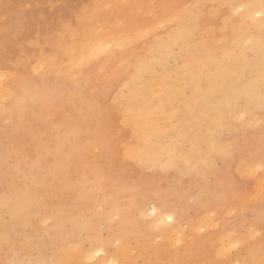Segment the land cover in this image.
<instances>
[{
    "label": "rangeland",
    "instance_id": "obj_1",
    "mask_svg": "<svg viewBox=\"0 0 264 264\" xmlns=\"http://www.w3.org/2000/svg\"><path fill=\"white\" fill-rule=\"evenodd\" d=\"M262 10L264 0H0L1 62L7 60L11 66L0 73V85L6 76L13 79L31 105L14 130L7 121L0 124V142L5 145L10 140L6 150L10 144L28 163L16 174L9 168L11 159L1 152L6 160L1 161L0 192L12 194L10 204L16 198L33 209L40 207V216L45 213L46 220L35 223L37 238L42 240L35 255L39 264H56L59 248L66 256L78 252L85 256L103 248L109 239L113 247L118 246L115 240L123 236L127 247L122 264H145L147 259L152 264H170L180 253L173 242L184 248L193 218L197 239H205L216 251L194 264H224L231 257L236 262L237 255L249 250L253 243L244 239L245 228L237 221L226 225L215 221L218 215L211 208L221 200L217 173L226 168L233 188L251 203L257 194L253 183L264 172V162L256 156L244 163L237 160L238 152L249 156L257 140L264 149ZM248 12L251 19L246 18ZM176 16L183 20H174ZM148 25L154 26L152 32ZM252 76L257 77L255 87ZM46 79L51 88L48 106L40 101V84ZM244 93L249 96L238 107L226 108L240 119L218 112L226 100ZM205 126L208 137L202 135ZM125 149L129 151L123 154ZM129 153L137 154L136 158ZM153 164L158 166L154 169ZM33 176L44 182H33ZM263 185L258 184V195ZM114 202L120 213L111 210ZM177 223L180 229L174 230ZM182 262L193 264L185 256Z\"/></svg>",
    "mask_w": 264,
    "mask_h": 264
},
{
    "label": "bare ground",
    "instance_id": "obj_2",
    "mask_svg": "<svg viewBox=\"0 0 264 264\" xmlns=\"http://www.w3.org/2000/svg\"><path fill=\"white\" fill-rule=\"evenodd\" d=\"M127 1V0H126ZM223 1V0H222ZM252 1V0H251ZM195 2L192 3L195 5ZM208 2V1H207ZM229 2V1H228ZM151 2L148 1V4H150ZM197 3V2H196ZM248 3V2H247ZM187 4V3H186ZM204 4V3H203ZM212 4V3H211ZM228 4V3H227ZM226 4V5H227ZM246 4V3H245ZM257 4V3H255ZM262 4V3H261ZM111 5V4H110ZM235 5V4H234ZM237 5V4H236ZM235 5V6H236ZM240 5V4H239ZM254 5V4H253ZM258 5V4H257ZM4 6V5H3ZM184 6V5H183ZM204 6V5H203ZM218 6V5H217ZM222 6V5H221ZM230 6V5H229ZM241 6V5H240ZM248 8H249V5H247ZM263 6V5H262ZM112 7V6H111ZM202 7V5H201ZM210 7V6H209ZM192 8V7H191ZM216 8V7H215ZM230 8V7H229ZM228 8V9H229ZM247 8L246 12L249 11V9ZM201 8L199 7V10ZM213 9V8H212ZM232 9V8H231ZM243 9V8H242ZM252 9H254V7H252ZM261 9V8H260ZM259 9V11H260ZM5 10V9H4ZM7 10V9H6ZM209 10V9H208ZM214 10V9H213ZM82 11V10H81ZM150 11V10H149ZM190 11V10H189ZM188 11V12H189ZM234 11L231 10V12ZM256 12H258L257 10H255ZM1 12V11H0ZM193 12V11H192ZM250 12H251V9H250ZM254 12V11H253ZM263 12V10H262ZM147 13V11H146ZM176 13V12H174ZM173 13V14H174ZM236 13V12H235ZM234 13V14H235ZM243 13H244V9H243ZM242 13V14H243ZM252 13V12H251ZM250 13V14H251ZM255 13V12H254ZM260 13V12H259ZM259 13H255V14H259ZM264 13V12H263ZM184 14V13H183ZM188 15V13H185ZM216 14V13H215ZM214 14V15H215ZM186 15V16H187ZM210 15V14H209ZM249 15V12L247 13V17L246 18H250L251 17H248ZM261 15V13H260ZM259 15V16H260ZM182 16V15H181ZM194 16V15H193ZM199 16V15H198ZM255 16V15H254ZM262 16V15H261ZM172 17V16H171ZM178 16H176L174 18L175 19H179V20H183V19H180L179 17L177 18ZM228 17V16H227ZM243 17V18H244ZM199 19V17H197ZM226 18V17H224ZM242 18V16H241ZM222 19V18H221ZM228 20V18H226ZM249 19V20H250ZM254 19V17L252 18ZM122 20V19H121ZM164 20V19H163ZM256 20V18H255ZM117 21V20H116ZM114 21V22H116ZM173 21V20H172ZM223 21V19H222ZM123 23V21H122ZM157 23V22H155ZM159 23V21H158ZM188 23H192V22H188ZM193 24V23H192ZM240 24V23H239ZM247 24V23H246ZM245 24V25H246ZM115 25V23H114ZM160 25V24H159ZM164 25V24H163ZM195 25V24H194ZM229 25V24H228ZM117 26V25H115ZM153 26V25H152ZM177 26V25H176ZM185 26V25H184ZM223 26V25H221ZM235 26V25H234ZM243 26V25H242ZM251 26V25H250ZM257 26V25H255ZM259 26V25H258ZM263 26V25H262ZM149 27V25L147 26ZM208 27V28H207ZM207 30L209 29V26H207ZM233 27V26H232ZM247 27V26H246ZM261 27V26H260ZM101 28V26L99 27V29ZM150 28V27H149ZM154 29V26L152 27ZM152 28L151 29V32H152ZM185 28V27H184ZM222 28V27H220ZM224 28V27H223ZM222 28V29H223ZM236 28V27H235ZM96 29V28H95ZM143 29V28H142ZM146 29V28H145ZM144 29V31H145ZM199 29V28H198ZM246 29V28H245ZM149 30V29H148ZM146 30V31H148ZM182 30V28H181ZM184 30V29H183ZM99 30H97L98 32ZM210 31V30H209ZM11 32V31H10ZM96 32V31H95ZM143 31H140L139 33H141ZM205 32V31H204ZM246 32V31H245ZM3 33V32H2ZM1 33V34H2ZM146 33V32H145ZM148 33V32H147ZM146 33V34H147ZM206 33V32H205ZM211 34V32H208ZM239 33V32H238ZM241 33V32H240ZM4 34V33H3ZM20 33L17 32V36L19 35ZM138 34V33H137ZM167 34V33H166ZM236 34V33H235ZM234 34V35H235ZM135 34H133L132 37H134L133 39H135L136 36H134ZM149 35V34H148ZM183 35V34H182ZM190 35V34H189ZM73 36V35H72ZM146 36V35H144ZM166 36V35H165ZM163 36V37H165ZM179 36V35H178ZM248 36V35H247ZM131 37V36H129ZM155 37V36H154ZM169 37V36H168ZM185 37V36H184ZM223 37V36H222ZM244 37V36H242ZM7 38V37H6ZM124 38V37H123ZM128 38V37H127ZM153 38V37H152ZM172 38V37H171ZM188 38V37H187ZM240 38V37H238ZM254 38V37H253ZM256 38V37H255ZM117 39V38H116ZM129 39V38H128ZM154 39V38H153ZM218 39V38H217ZM259 39V38H258ZM264 39V38H263ZM108 40V39H106ZM125 40V39H124ZM137 40V39H136ZM166 40V39H165ZM261 40V39H260ZM129 41V40H127ZM163 41V40H162ZM174 41V40H173ZM192 40L190 39V42ZM217 41V40H216ZM222 41V40H221ZM106 42V41H105ZM181 42V41H180ZM179 42V43H180ZM233 42V41H232ZM231 42V43H232ZM235 42V41H234ZM96 43V46H97V42L95 41ZM94 43V44H95ZM99 43V42H98ZM130 43V42H129ZM131 43H133L131 41ZM130 43V44H131ZM182 43V42H181ZM193 43V42H192ZM109 44V43H106V45ZM115 44V43H114ZM129 44V45H130ZM184 44V43H183ZM191 44V43H190ZM229 44V43H228ZM248 43H246L247 45ZM113 45V44H111ZM121 45V43H120ZM171 45V44H170ZM178 45V44H177ZM181 45V44H179ZM185 45V44H184ZM253 45V44H252ZM260 45V44H259ZM109 47V45H107ZM119 46V45H118ZM169 46V45H168ZM191 46V45H190ZM244 46V45H243ZM254 46V45H253ZM113 47V46H112ZM122 47V46H121ZM185 47V46H184ZM183 47V48H184ZM95 48V47H94ZM92 47V49H94ZM99 48V47H97ZM120 48V47H119ZM174 48V47H173ZM181 48V47H180ZM207 47H205L206 49ZM239 48V47H238ZM244 48V47H242ZM110 49V47H109ZM108 49V50H109ZM235 49V48H234ZM240 49V48H239ZM250 49H253V47H251ZM88 50L91 51V49L89 48ZM104 50V49H102ZM229 50V49H228ZM236 50V49H235ZM242 52H243V49H241ZM8 51V50H7ZM6 51V52H7ZM74 51V50H73ZM90 51H87L89 52L88 54H90ZM166 51V50H165ZM234 51V50H233ZM238 51V49H237ZM94 52V51H92ZM105 52V51H104ZM149 52V51H148ZM153 52V51H152ZM239 52V51H238ZM95 53V52H94ZM98 55L102 53L101 52H97ZM151 53V52H150ZM175 53V52H174ZM209 53V52H208ZM223 53V52H222ZM110 54V53H109ZM108 54V55H109ZM163 54V53H162ZM218 54V53H217ZM252 54V53H251ZM250 54V55H251ZM173 55V54H172ZM204 55V54H203ZM206 55V54H205ZM222 55V54H221ZM249 55V57H250ZM1 58H0V73H4L5 71H9L11 69V66L10 64L8 63L7 60H5L3 63L1 62V59L3 58V55L2 53L0 54ZM88 57V55H86ZM160 56V55H159ZM198 56V55H197ZM220 56V55H219ZM84 57V56H83ZM200 57V56H199ZM208 57V56H207ZM218 57V56H217ZM137 58V57H136ZM153 58V57H152ZM84 59V58H83ZM82 59V60H83ZM150 59V58H149ZM204 59V58H203ZM216 59V58H214ZM88 60V58H87ZM125 60V59H124ZM152 60V59H151ZM181 60V59H180ZM185 60V59H184ZM41 61V60H40ZM40 61H37V64H40L41 62ZM44 61V60H43ZM79 60H77L78 62ZM123 61V60H122ZM120 60V62H122ZM127 61V60H125ZM40 62V63H38ZM71 62V61H70ZM75 62V63H77ZM148 62V61H147ZM193 62V61H191ZM201 62V61H200ZM82 63H84V61H82ZM81 63V64H82ZM137 63V62H136ZM186 62H184L185 64ZM86 64V63H84ZM83 64V65H84ZM134 64V63H133ZM152 64V63H151ZM193 64V63H192ZM36 63L33 65V69L34 67L36 68ZM44 65V64H43ZM76 65V64H75ZM176 65V64H175ZM178 65V64H177ZM79 66V65H78ZM81 66V65H80ZM187 66V65H186ZM195 66V65H194ZM71 67H74L71 66ZM133 67V66H132ZM136 67V66H135ZM186 68V67H185ZM135 69V68H134ZM133 69V70H134ZM244 69V68H243ZM139 71V70H138ZM192 71V70H191ZM135 73V72H134ZM137 73V72H136ZM75 74V73H74ZM234 74V73H233ZM39 75V74H38ZM73 75V74H72ZM167 75V74H166ZM172 75V74H171ZM170 75V76H171ZM181 75H183L181 73ZM75 76V75H74ZM73 76V77H74ZM180 76V75H179ZM253 77V87H255L256 83H257V77L255 76H252ZM75 78V77H74ZM47 80V83H43V84H40L41 85V90H42V93L40 95V101L42 102V104L44 106H48L49 105V101L47 100V95H49L50 93V80L46 79ZM14 80L13 79H9L7 76H6V80H5V83L0 85V124L2 122H9L10 123V128L12 130L15 129V126L17 125V123L20 121V119L23 117V115L25 114V112L29 111L30 108H31V105L24 93L23 90H21L20 88L18 89L17 88V85L14 84L13 82ZM126 81V80H125ZM123 82V81H122ZM121 82V83H122ZM146 83H149V82H146ZM85 84V82H84ZM40 85H37V88L40 87ZM144 85V84H143ZM153 87V85H152ZM119 88V87H118ZM262 89L264 90V84L262 85ZM126 91V90H125ZM124 91V92H125ZM150 90H148L149 92ZM163 91V89H162ZM152 93V91H150ZM150 92L148 94H150ZM154 93V92H153ZM156 93H158V91H156ZM148 96V95H147ZM246 96H249V93H244L242 94L241 96L239 97H236L234 100H226L224 102V104L222 105V108H219L218 112L221 114V115H224V114H227V115H230L229 117L231 118H235V119H240V116H238V114L236 115H233L235 111L232 112V114H229L226 110V108L230 107H238V104L239 102L245 98ZM118 97V96H117ZM127 97V96H126ZM150 97V96H149ZM125 98V97H124ZM127 99V98H126ZM145 99V98H144ZM148 99V98H147ZM116 99H114L115 101ZM118 100V99H117ZM150 100V99H148ZM113 101V102H114ZM126 101V100H125ZM147 101V100H146ZM130 103V102H129ZM138 103V102H137ZM134 104V103H133ZM156 105V104H155ZM118 106V105H117ZM65 107V106H64ZM128 107V106H127ZM137 108V106H135ZM153 107V106H152ZM61 108V106H60ZM66 108V107H65ZM155 108V107H154ZM62 109V108H61ZM69 110V109H68ZM234 110V109H233ZM120 112V111H118ZM123 112V111H122ZM262 112V111H261ZM264 112V111H263ZM257 113V112H256ZM59 114V113H58ZM61 114V113H60ZM66 114V113H65ZM259 114V113H258ZM47 115V114H46ZM128 115V114H127ZM168 115V114H167ZM165 114V116H167ZM253 115V113H252ZM220 116V115H219ZM51 117V116H50ZM49 117V118H50ZM128 117V116H127ZM164 117V116H162ZM131 118V116H130ZM135 118V116L132 117V119ZM138 118V117H136ZM144 118V116H143ZM126 119V118H125ZM49 120V119H48ZM122 122H123V119H121ZM134 120V119H133ZM160 120V119H159ZM162 120V118H161ZM160 120V121H161ZM165 120V119H163ZM220 120V119H218ZM227 120V119H225ZM230 121V120H229ZM234 121V120H233ZM232 121V122H233ZM264 121V120H263ZM262 121V122H263ZM125 122V120H124ZM140 122V121H139ZM154 122V121H153ZM209 122L213 123V120H210ZM158 124V122H156ZM153 125V123H151ZM172 125V124H170ZM252 127L254 126L253 124H250ZM258 125V124H256ZM263 125V124H262ZM154 126H157V125H154ZM162 126V125H161ZM160 126V129L163 128L164 126L161 127ZM249 126V125H248ZM132 128V127H131ZM135 128H137V126H135ZM153 128V127H152ZM165 128V127H164ZM163 128V130H164ZM217 128V127H216ZM223 128V127H222ZM227 128V127H226ZM247 128V127H246ZM255 128V127H254ZM134 130V128H132ZM154 129V128H153ZM166 129V128H165ZM261 129V128H260ZM132 130V131H133ZM240 130V129H239ZM136 130H134V133H138L137 131L135 132ZM140 131V130H139ZM151 131V130H150ZM209 131V127L208 126H205L202 128V135H204L205 137L207 136L208 137V132ZM167 132V131H165ZM51 133V132H50ZM140 133V132H139ZM149 133V132H148ZM231 133V132H230ZM147 134V133H146ZM133 135V134H132ZM194 135V134H193ZM234 135V133H233ZM133 136H136V135H133ZM141 136V135H140ZM151 136V135H149ZM231 136V135H230ZM233 137V136H231ZM230 137V138H231ZM251 137V136H250ZM7 138V137H6ZM241 138V137H240ZM239 138V139H240ZM263 138H264V133H263ZM152 139V138H151ZM141 140V138H140ZM139 140V141H140ZM143 140V139H142ZM141 140V141H142ZM230 140V139H229ZM7 141L10 142V140L6 139V143L5 145H3L1 142H0V172H3L1 170V161H4L6 160L5 159V155H4V158H2V154H6L7 155V158H10L11 161L13 162H8V165H9V168L13 169L14 171H16V174L19 173L21 170H22V165H25L26 167L28 166V163L21 159L19 156H18V153L16 151L15 148H13L10 144L7 145V150H6V144H7ZM151 141H154V140H151ZM231 141V140H230ZM11 143V142H10ZM35 143V142H34ZM136 143V142H135ZM33 144V143H32ZM141 144V143H140ZM142 144H143V141H142ZM35 145V144H34ZM127 145V144H126ZM241 145V144H240ZM28 146V145H27ZM133 146V145H132ZM142 146V145H141ZM140 148H143L142 150H144V146ZM33 147V146H31ZM121 147V146H120ZM138 147V145L136 146ZM226 147V146H225ZM30 148V147H29ZM98 148V147H96ZM95 148V149H96ZM132 148V147H130ZM139 148V150H140ZM222 148V147H221ZM229 148V146H228ZM129 149V148H128ZM138 149V148H137ZM158 149V148H157ZM214 149V148H213ZM126 150V149H125ZM140 150V151H142ZM146 150V149H145ZM155 150V148L153 149ZM159 150V149H158ZM163 150V149H161ZM227 150V149H226ZM231 150V149H230ZM7 151L9 153H11L13 156H10ZM127 151L129 150H126V152H124L123 154L127 153ZM149 151V150H148ZM151 151V150H150ZM164 151V150H163ZM161 151V152H163ZM217 151H220V150H217ZM93 151H91L92 153ZM97 152V151H96ZM146 152V151H145ZM144 152V156H145V160H146V153ZM222 152V150L220 151ZM220 152L218 153L220 156ZM152 153V152H151ZM154 153V152H153ZM158 153V152H157ZM157 153H154V154H157ZM160 153V152H159ZM158 153V154H159ZM89 154H90V151H89ZM131 154V153H129ZM132 156L135 155V154H131ZM137 155V154H136ZM135 155V156H136ZM32 156V155H31ZM34 156V155H33ZM128 156V155H127ZM130 156V155H129ZM133 156L132 159H135L136 157ZM148 158H149V155H147ZM256 156L255 158L261 160L262 162H264V149L261 150L260 148V142L259 140L256 141L255 145H254V148L252 151H249V156L243 154L242 152H238L237 153V160L242 163H244L245 161H247L246 158H250V157H254ZM88 157V156H87ZM135 157V158H134ZM139 157V156H138ZM179 157V156H178ZM50 158V157H49ZM126 158V157H124ZM181 158V157H180ZM88 159V158H87ZM90 159V158H89ZM131 159V158H130ZM186 159V158H184ZM139 160V159H138ZM137 160V161H138ZM144 160V161H145ZM224 160V159H223ZM140 161H143L142 159ZM147 161V160H146ZM159 161V160H158ZM184 161V160H183ZM222 161V160H221ZM216 162V161H215ZM250 161H248L249 163ZM262 162L260 161H257L255 163H258V164H263ZM52 163V161H51ZM149 163V162H148ZM154 163V162H153ZM184 163V162H182ZM225 163V162H224ZM77 164V162L75 163ZM139 164V163H138ZM141 164V163H140ZM143 164V163H142ZM151 164V163H150ZM223 164V163H222ZM236 164V162H235ZM241 164V163H240ZM252 164V163H251ZM199 165V163H198ZM219 165V164H218ZM242 165V164H241ZM245 165V164H243ZM242 165V166H243ZM78 166V165H77ZM144 166V165H143ZM142 166V169H144ZM147 166V165H146ZM154 166H158V165H154L153 164V167ZM217 166V164H216ZM214 166V167H216ZM248 166V165H246ZM257 166V165H256ZM149 167V166H148ZM212 167V166H211ZM223 167V166H222ZM139 169V168H138ZM152 169V168H150ZM149 169V170H150ZM155 169V167H154ZM159 169V168H158ZM216 169V168H215ZM241 169V168H240ZM246 169V168H245ZM258 169H260L258 167ZM147 170V168H146ZM172 170V169H171ZM174 170V169H173ZM219 169L215 170V171H218ZM234 170V169H233ZM257 170V169H256ZM255 170V171H256ZM263 170V169H262ZM160 171V170H159ZM163 171V170H162ZM169 171V170H168ZM211 171V170H210ZM238 171V169H237ZM235 170V172H237ZM155 172V171H154ZM174 172V171H173ZM247 172V171H246ZM259 172V171H257ZM14 173V172H13ZM36 173V172H35ZM34 173V174H35ZM213 172H211L210 174H212ZM226 173H227V170L226 168L224 169V171H221L220 173H217V178L222 181L221 184H219V186L222 187L221 189V200L220 202L218 203H215L211 208V211L213 210L217 215H218V218H216L215 221H222L224 223V225H226L227 223H231V221H237L239 224H241L240 227H244L245 228V233H244V239L246 237H248V240L250 243H253L252 245L249 246V250L246 251V253L244 255H237L236 256V262L233 261L232 257L224 264H264V190L262 189V191L259 194V188L257 187L258 184H262L264 183V172L261 173L256 181L253 183L254 184V188L257 189V194L253 197L255 200H252L251 203H249L247 201V199L240 195L239 194V191L236 189V188H233V181L230 180V179H227L226 178ZM244 174V173H243ZM242 174V175H243ZM249 174V173H248ZM191 175V174H190ZM213 175V174H212ZM224 175H225V178H224ZM241 175V176H242ZM250 175V174H249ZM179 176V174L177 175ZM187 176V175H186ZM192 176V175H191ZM214 176V175H213ZM245 176V175H244ZM250 177V176H249ZM40 179L36 178V176H33V182L37 183V179L39 180L40 183H43V179L41 177H39ZM61 178V177H60ZM1 179V178H0ZM28 179V178H27ZM15 180V179H14ZM195 180V179H194ZM193 180V181H194ZM16 181V180H15ZM19 181V180H18ZM178 181V179H177ZM197 181V180H196ZM204 181V180H203ZM18 183V182H17ZM196 183V182H195ZM198 183V182H197ZM196 183V184H197ZM13 184V182H12ZM20 184V182H19ZM200 184V183H199ZM3 186V185H2ZM7 186V185H6ZM19 186V185H18ZM36 186V185H35ZM34 186V187H35ZM44 186V185H43ZM48 187V186H47ZM264 187V185H263ZM197 188V187H196ZM6 189V188H5ZM187 189V188H186ZM200 190V189H199ZM7 191V190H6ZM48 191V190H47ZM238 191V192H237ZM4 193V192H2ZM2 193L0 192V225H2V232L0 234V259H2L1 261L3 262V264H39L38 263V260L39 258H35V255L39 253V249L41 247V243H42V240L38 239L37 238V232H36V226H35V223H43L46 218L42 215L40 216L39 215V209L40 207H37L35 209H33V207L31 205H27L26 204H23V203H20L19 201L20 200H17L16 198L14 199V204H10V200H11V197H12V194L7 192L4 196H1ZM15 193V192H14ZM204 193V192H203ZM196 194V193H195ZM207 194V193H206ZM220 194V193H219ZM69 195V194H67ZM198 195V194H197ZM210 195V194H209ZM19 196V195H18ZM75 196V195H74ZM195 197V196H194ZM257 198V199H256ZM27 199V198H26ZM43 199V198H42ZM65 199V198H64ZM191 199V198H190ZM22 200V199H21ZM251 200V198H250ZM12 201V200H11ZM17 201V202H16ZM193 201V200H191ZM204 201V200H203ZM19 202V203H18ZM173 203V202H172ZM15 204L17 205V207L15 206ZM154 204V203H153ZM167 204V203H166ZM240 204H242L243 206L240 208ZM99 206V205H98ZM150 206V205H148ZM156 206V204H155ZM200 206V205H199ZM152 207V206H151ZM150 207V209H151ZM168 207H172L170 205H168ZM101 208V207H100ZM155 208V207H154ZM160 208V207H159ZM137 209V208H136ZM111 210H114L116 211L117 213H120V206L118 205L117 202H114L112 204V209ZM145 210V209H144ZM147 210V209H146ZM162 210V209H160ZM97 211V210H96ZM155 211V210H153ZM210 211V210H209ZM147 212V211H146ZM157 212V210L155 211ZM159 212V211H158ZM208 212V211H207ZM206 212V213H207ZM41 213V212H40ZM74 213V212H73ZM116 213V214H117ZM144 213V212H143ZM152 213V212H151ZM215 214V215H216ZM4 215H8L9 219L8 221L5 220L4 218ZM165 215V214H164ZM164 215L159 218V223H163L165 220H163L164 218ZM139 216V214H138ZM200 216V215H199ZM113 217V216H112ZM116 217V216H115ZM144 217V216H143ZM152 217V216H151ZM176 217V216H175ZM208 217V216H207ZM235 217V218H233ZM7 218V217H6ZM188 216H186V219L188 220ZM204 218V217H203ZM115 219V218H113ZM165 219V218H164ZM173 219V218H172ZM53 220V219H52ZM112 220V219H111ZM166 220L168 222H171V218L170 217H166ZM49 221V220H48ZM113 221V220H112ZM179 221H182V218L179 220ZM194 218L193 219H189V226L190 227V230L188 231V235L189 237L184 239V242H183V245H184V248L181 246V243L177 240H175L173 242V246L175 247L176 250L180 251V253L178 255H176L174 261H172L170 264H183L182 262V258L185 256L188 260V262H191V263H196L197 261H200L201 259H205V258H210V255L213 256L216 254V251L214 252V248L210 245L207 244V242L205 241V239H203L202 241L198 240L197 239V236L195 235V226H194ZM45 223H49V222H45ZM159 223L156 224L159 226ZM213 223V222H212ZM102 224V223H101ZM100 224V225H101ZM218 224V223H217ZM188 225V224H187ZM182 226V225H181ZM198 226V225H197ZM196 226V227H197ZM212 226V225H211ZM210 226V227H211ZM155 227V226H154ZM163 227V226H162ZM214 227V226H213ZM216 228V227H214ZM38 229V228H37ZM154 229V228H153ZM156 229V228H155ZM173 229L174 230H179L180 229V225L179 223H177L176 225L173 226ZM172 229V230H173ZM186 229V228H184ZM231 229V228H230ZM172 230H169L168 234L172 232ZM183 230V229H182ZM199 230V229H198ZM232 230V229H231ZM235 230H237L235 228ZM73 231V230H72ZM202 231V230H201ZM234 231V230H233ZM71 232V231H70ZM80 232V231H79ZM223 232V230H222ZM220 232V233H222ZM232 232V231H231ZM238 232V231H237ZM237 232H235L237 234ZM240 232V231H239ZM83 233V232H82ZM233 233V232H232ZM228 234V233H227ZM80 235V234H79ZM94 235V234H93ZM170 236V235H168ZM202 236V235H200ZM223 238L225 236L221 235ZM227 236V235H226ZM42 237V235H41ZM93 237V236H91ZM179 237V236H178ZM155 238V237H154ZM158 238V237H157ZM164 239V238H163ZM179 239V238H178ZM222 238H220L221 240ZM231 239V237H230ZM100 240V239H99ZM216 240V238H215ZM227 240V239H226ZM234 240V239H232ZM230 240V241H232ZM236 240V239H235ZM103 241V240H102ZM101 241V242H102ZM115 241H117L118 243V246H115L113 247V244L111 242V240L109 239V242H106L103 246V248H98L95 250L94 253L90 254L89 252L87 253V255H81L79 252L76 253V254H72V255H69V256H66L68 255V253H65L62 248H59L56 252V257H57V261H56V264H122V259H123V255H124V250L125 248L127 247L126 245V237L123 236V237H119L118 239H116ZM139 241V240H138ZM152 241V240H151ZM209 241V239H208ZM223 241V240H222ZM228 241V242H230ZM238 241V240H237ZM241 241V240H240ZM81 242V241H80ZM149 242V241H148ZM178 242L180 244H178ZM214 242V241H213ZM234 242V241H233ZM140 243V242H139ZM210 243V242H209ZM232 244V242H230ZM81 244V243H80ZM115 244V243H114ZM211 244V243H210ZM224 244V242H223ZM238 244V243H237ZM235 244V245H237ZM57 245V244H56ZM116 245V244H115ZM179 245V247H177ZM239 245V244H238ZM31 247H35L37 248V250H30L28 251V249H31ZM43 247V246H42ZM72 247V246H71ZM71 247H70V250H71ZM81 247V246H80ZM144 247V246H143ZM146 247V246H145ZM173 247V248H174ZM34 248V249H35ZM134 248V247H133ZM153 248V247H152ZM182 248V249H181ZM221 248V247H220ZM224 248V247H223ZM75 249V248H74ZM72 249V250H74ZM132 249V248H131ZM143 250V249H141ZM227 249H225V254H227L226 251ZM241 250V249H240ZM127 251V250H126ZM129 251V250H128ZM131 251V250H130ZM219 251H221L219 249ZM231 251V250H230ZM234 252V251H233ZM71 253V251H70ZM135 253V252H133ZM142 253V251H141ZM221 253V252H220ZM108 254V255H107ZM147 254V253H146ZM223 254V253H222ZM135 255V254H134ZM231 255V254H230ZM148 256V255H147ZM224 256V255H223ZM234 256V255H233ZM52 257V256H51ZM222 257V256H221ZM224 258V257H223ZM226 259V258H225ZM224 259V260H225ZM228 259V257H227ZM226 259V260H227ZM163 260V259H162ZM166 260V259H165ZM42 262V261H40ZM124 262V261H123ZM131 262V261H130ZM152 261L149 259L146 260L145 264H152L151 263ZM164 262V261H163ZM166 262V261H165ZM51 263V261H50ZM125 263V262H124ZM141 264V263H140ZM201 264V263H200Z\"/></svg>",
    "mask_w": 264,
    "mask_h": 264
}]
</instances>
